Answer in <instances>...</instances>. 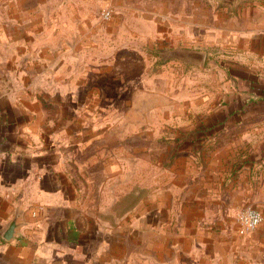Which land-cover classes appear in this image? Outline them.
<instances>
[{"label": "rangeland", "instance_id": "rangeland-1", "mask_svg": "<svg viewBox=\"0 0 264 264\" xmlns=\"http://www.w3.org/2000/svg\"><path fill=\"white\" fill-rule=\"evenodd\" d=\"M263 4L0 0V130L41 158L80 264H264V172L236 129L214 138L237 98L224 67L246 55L236 16ZM250 206L263 221L241 234Z\"/></svg>", "mask_w": 264, "mask_h": 264}, {"label": "crops", "instance_id": "crops-1", "mask_svg": "<svg viewBox=\"0 0 264 264\" xmlns=\"http://www.w3.org/2000/svg\"><path fill=\"white\" fill-rule=\"evenodd\" d=\"M236 18L232 48L246 55L234 58L230 69L224 67L237 98L222 108L214 138L219 143L225 129H236L233 142L238 144L243 167L253 174L258 169L264 172V4L246 7ZM40 159L33 163L30 154L16 146L14 137L0 130V234L15 213L19 223L10 241L0 235V264H80L71 216L57 214L54 204L47 207L45 179L36 177ZM33 190L37 201L32 200ZM31 206L36 216L28 214ZM73 247L74 260L72 252L65 251Z\"/></svg>", "mask_w": 264, "mask_h": 264}, {"label": "built area", "instance_id": "built-area-1", "mask_svg": "<svg viewBox=\"0 0 264 264\" xmlns=\"http://www.w3.org/2000/svg\"><path fill=\"white\" fill-rule=\"evenodd\" d=\"M237 222L241 234L249 233L256 229L263 221L262 213L254 207H245L237 213Z\"/></svg>", "mask_w": 264, "mask_h": 264}, {"label": "water", "instance_id": "water-1", "mask_svg": "<svg viewBox=\"0 0 264 264\" xmlns=\"http://www.w3.org/2000/svg\"><path fill=\"white\" fill-rule=\"evenodd\" d=\"M17 219H18V213H15L12 219L8 222L5 229L1 232L0 235L4 240L10 241L16 234L17 228L19 226Z\"/></svg>", "mask_w": 264, "mask_h": 264}]
</instances>
